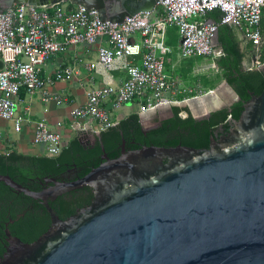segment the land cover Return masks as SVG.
Returning a JSON list of instances; mask_svg holds the SVG:
<instances>
[{
    "label": "water",
    "instance_id": "obj_1",
    "mask_svg": "<svg viewBox=\"0 0 264 264\" xmlns=\"http://www.w3.org/2000/svg\"><path fill=\"white\" fill-rule=\"evenodd\" d=\"M63 1L97 9L104 21L123 22L153 11L160 0ZM28 3L0 0V9ZM218 40L219 29L213 46ZM219 89L201 99L211 101ZM248 94L239 118L230 117L228 130L211 136L206 149L128 150L123 139L120 155L110 158L101 142L98 167L73 182L46 178L51 186L38 192L0 174V182L40 201L51 220L31 243L11 233L13 220L6 223L0 264H264V89ZM198 99L181 105L191 109ZM227 108L220 102L193 117L209 119ZM85 187L92 190L91 204L62 220L50 202Z\"/></svg>",
    "mask_w": 264,
    "mask_h": 264
},
{
    "label": "built area",
    "instance_id": "obj_2",
    "mask_svg": "<svg viewBox=\"0 0 264 264\" xmlns=\"http://www.w3.org/2000/svg\"><path fill=\"white\" fill-rule=\"evenodd\" d=\"M214 10L222 13L220 23L205 19ZM263 16L264 0H160L153 11L126 17L123 22L104 21L97 9L84 5L72 11L61 3L43 9L16 4L10 10H0V123L11 121L15 132L22 131L26 117L16 112L22 88L29 94L40 92L46 103H68V98L50 93L47 86L71 80L80 70L67 68L54 78H43V70L54 56L71 46L97 44L101 39H106L108 46L98 48L97 61L87 64L90 72L98 65L110 70L121 58L141 57V65L128 64L127 79L119 86L89 90L84 105L72 110L74 120L95 122L97 134H101L116 126L106 108L109 103L119 109L136 102L141 114L178 106L191 98H178L183 91L165 71L171 53L165 42L168 27L179 29L182 58L212 56L213 38L220 25L243 29L246 38L258 47L263 42ZM263 66L260 59L255 61L254 67ZM33 142L44 145L48 156L59 155L64 147L61 134L44 120L35 124Z\"/></svg>",
    "mask_w": 264,
    "mask_h": 264
},
{
    "label": "trees",
    "instance_id": "obj_3",
    "mask_svg": "<svg viewBox=\"0 0 264 264\" xmlns=\"http://www.w3.org/2000/svg\"><path fill=\"white\" fill-rule=\"evenodd\" d=\"M222 13L219 10L209 12L206 16L210 21L220 23ZM263 43L260 47V59L264 63V17L261 23ZM219 40L226 55L219 62L220 67L226 70V79L235 89L241 101L227 109L219 110L209 119L196 120L192 116L181 118L180 107H174L175 117L164 121L162 127L145 136L142 130L140 116L134 114L117 127L103 132L96 144L85 145L79 138L72 139L65 145L57 156L27 155L10 149L0 153V174L10 176L18 184L32 190L40 191L48 186L46 178H53L62 182H73L87 175L93 168L102 162L100 143L105 146L110 158L120 155L122 140H126L128 150L139 149L141 146L176 147L178 145L196 149H206L210 145V137L223 126L228 130V119H238L242 112V101L250 99L248 91L255 95L264 89V69L242 71V62L245 53L242 52L235 32L230 25L219 26ZM230 62V64L228 63ZM26 90L21 89V95ZM186 131V133L181 132ZM98 140V139H97ZM93 199L91 188L85 187L72 191L59 198L57 205L50 202L57 215L66 220L79 209L88 207ZM22 217H19L22 215ZM11 220V233L23 242L36 241L50 227L51 220L46 209L28 196L17 193L4 183L0 182V257L7 245L5 225Z\"/></svg>",
    "mask_w": 264,
    "mask_h": 264
},
{
    "label": "crops",
    "instance_id": "obj_4",
    "mask_svg": "<svg viewBox=\"0 0 264 264\" xmlns=\"http://www.w3.org/2000/svg\"><path fill=\"white\" fill-rule=\"evenodd\" d=\"M58 3L63 4L68 11H72L79 6L70 2L65 3L63 0H29L28 5L43 9ZM205 19L210 21L207 18ZM230 27L235 32L242 52L245 53V58L243 59L241 67L242 71L263 70L264 66L262 68L254 67L255 61L260 59V51L262 50L260 46L263 42L256 47L246 38L243 29L232 25H230ZM134 39L139 41V38ZM165 42L171 48V53L168 54L166 58L165 71L176 81L179 89L183 91L178 98L198 97L199 99L194 102L197 103L202 100L201 96L206 93L218 87L221 88L222 86L225 88L226 86L232 97L231 102H233V100L237 101L239 95L226 79V70L220 67L219 64L220 60L226 56L223 53L224 51L220 44V40H218V44L214 46L215 53L212 56H194L190 58H182L180 55L182 38L176 26L168 27ZM101 45L108 46L107 40L101 39L97 44L74 45L65 53L54 56L48 62L42 73L43 78H54L59 71L67 68L76 67L80 70V74L71 80L55 81L47 86L50 93L66 97L69 102L63 105H58L53 101L46 103L43 101L40 92L32 94L25 92L22 95L20 93V98L16 105V112L24 115L26 121L22 131L18 133L20 137L16 141L10 139L11 132L17 133L14 131L13 123L11 121H1L0 153L5 149H14L13 146H15L16 148L18 147L19 151H17L19 153L27 155L44 154L46 147L44 145H35L33 142L35 124L42 120L47 122L52 131L61 134L64 146L76 137L81 141L82 138H87L89 136L94 139L99 137L96 131L97 124L87 120H74L71 116L72 110L84 105L86 102V93L89 90L107 85H121L127 79L126 67L128 64L135 63L141 65V57L121 58L115 61L110 70H105L103 66L98 65L95 70L90 72L87 69V64L97 61L98 48ZM198 58L200 59L197 60ZM228 63L230 64V62ZM204 79L206 81L208 80L206 85L210 86L206 90L202 87ZM168 96L170 97L169 94ZM219 96L220 95L216 93L214 99L222 103L221 96ZM217 104L218 103L215 105ZM200 106L201 105L198 103L195 105V108L201 109ZM106 108L117 124L116 127L134 114H138L139 116L143 115L139 112L140 106L136 102L124 104L119 109L113 108L111 103H109ZM114 118H117V120ZM96 141L94 140V142Z\"/></svg>",
    "mask_w": 264,
    "mask_h": 264
},
{
    "label": "flooded vegetation",
    "instance_id": "obj_5",
    "mask_svg": "<svg viewBox=\"0 0 264 264\" xmlns=\"http://www.w3.org/2000/svg\"><path fill=\"white\" fill-rule=\"evenodd\" d=\"M218 67H219V66H218ZM244 67H245V66H244ZM245 69H246V68H245ZM238 102H240V100H237V101H234V100H233V102H230V103H229V108L232 107L234 104H236V103H238ZM173 108H174V107H173ZM184 112L186 113L187 116H184ZM193 115H194V114L192 113L191 109L186 108V107H185L184 109L181 108V111L179 112V116H180L181 118H183V119L188 118L189 116H192V117H193ZM174 117H175V112H174V110L171 109L170 107H163V108H160V109H158V110H156V111H151V112H149V113L144 114V115L141 117V124H142V130H143V132H144V135L147 136V135L151 134L152 132H154V131L160 129V128L162 127V123H163L164 121L170 120V119H172V118H174ZM193 118H194V117H193ZM194 119H195V118H194ZM196 120H197V119H196ZM222 128H223V126H221V127L218 129L217 133H219V131H221ZM181 132L186 133V131H181ZM94 140H95V139H94V138H91L90 136L87 137V138H82V141H83V143H84L85 145L89 144L90 142H91L92 144H96L97 142H94ZM97 141H99V139H98ZM47 184H48V186L43 187L42 190L47 189V188H49V187L51 186V184H49V183H47ZM42 190H40V191H42ZM67 194H68V193H67ZM65 195H66V194H65ZM63 196H64V195H63ZM61 197H62V196H61ZM59 198H60V197H59ZM59 198L56 199V200H54V201H52V203H55V205H57V202L59 201ZM38 203H39L40 205H42L40 201H38ZM42 206L44 207V205H42ZM44 208H45V207H44Z\"/></svg>",
    "mask_w": 264,
    "mask_h": 264
},
{
    "label": "rangeland",
    "instance_id": "obj_6",
    "mask_svg": "<svg viewBox=\"0 0 264 264\" xmlns=\"http://www.w3.org/2000/svg\"><path fill=\"white\" fill-rule=\"evenodd\" d=\"M200 58H198L197 60H199ZM208 81V80H207ZM205 79L203 81V89H208V87H210L209 85H206V82H207ZM226 88V89H225ZM225 88L221 87L218 91V94L221 96H219L221 99H222V104H229L231 102V95L229 94V91H228V87L225 86ZM192 104H190V107H191V110H192V113L196 116V115H199L200 114V111L199 108H193V106H191ZM180 108L184 109L183 105H179ZM195 109V110H194ZM202 112V111H201ZM184 116H187L186 113L184 112ZM115 120H117V118H114ZM20 137V135L18 133H14V132H11L10 133V139L11 140H18ZM14 149L18 150V147L16 148L15 146H13ZM5 151V152H4ZM9 150L8 149H5L3 150V152L1 153H6L8 152ZM19 151V150H18Z\"/></svg>",
    "mask_w": 264,
    "mask_h": 264
},
{
    "label": "bare ground",
    "instance_id": "obj_7",
    "mask_svg": "<svg viewBox=\"0 0 264 264\" xmlns=\"http://www.w3.org/2000/svg\"><path fill=\"white\" fill-rule=\"evenodd\" d=\"M198 103H199V105H201L200 106L201 109H199V110H201L202 112H206V111H208L212 107L213 104L220 103V102L216 101L215 99H212L211 101H208V100H200L197 103H192L191 106H193V108H195V105L198 104Z\"/></svg>",
    "mask_w": 264,
    "mask_h": 264
}]
</instances>
